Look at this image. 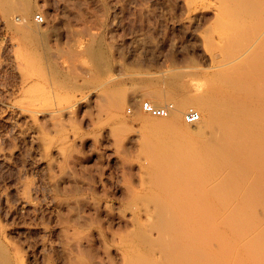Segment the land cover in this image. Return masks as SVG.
<instances>
[{"label": "rangeland", "instance_id": "374dc122", "mask_svg": "<svg viewBox=\"0 0 264 264\" xmlns=\"http://www.w3.org/2000/svg\"><path fill=\"white\" fill-rule=\"evenodd\" d=\"M31 2L28 20L22 17L40 29L36 46H24L0 14V242L18 264H73L77 252L106 264L111 259L97 231L123 226L118 205L126 188L138 189L143 180L140 143L148 130L137 120L158 118L140 103L170 101L152 94L166 91L163 79L171 72L179 73L191 97L201 96L235 62L234 75L243 80L247 61L263 52L264 0ZM35 13L44 22H36ZM10 16L20 23L17 11ZM95 50L106 61L100 69L89 54ZM31 53L34 68L42 65L39 72L24 62ZM16 62L28 66L19 64L29 75ZM108 88L126 93L119 118L103 110ZM185 110L178 119L193 128L199 122L185 123ZM23 194L30 200L25 207ZM73 220L79 236L66 229Z\"/></svg>", "mask_w": 264, "mask_h": 264}, {"label": "bare ground", "instance_id": "6f19581e", "mask_svg": "<svg viewBox=\"0 0 264 264\" xmlns=\"http://www.w3.org/2000/svg\"><path fill=\"white\" fill-rule=\"evenodd\" d=\"M32 10L31 0H0V14L5 23L9 21L6 28L19 35L28 48L39 43L40 35L38 25L27 23L26 17ZM16 11L21 15L16 18L19 24L8 18ZM18 44L14 47L16 52ZM33 50L30 48L27 52L34 53ZM95 51L89 54L100 69L106 61L101 51ZM32 53L23 59L33 71L37 61ZM263 58L264 48L247 61L243 80L234 75L238 64L229 65L223 73L216 74L219 80L216 82L214 78L209 82L198 97L184 91L179 73L177 76L171 72L164 77L165 92L154 90L153 99H171L164 104L172 103L173 109L166 117H158L166 119L137 118L143 129L148 130L140 143L139 167L143 180L138 189L128 186L124 201L118 205L117 214L123 226L118 230L96 227L98 241L111 259L110 262L105 259L107 263L264 264ZM25 64L22 66L27 69ZM41 66L36 68L38 72ZM23 67L20 70H25ZM24 73L29 75L26 70ZM75 85L77 90L82 88L80 83ZM102 95L103 110L113 115L120 113L126 93L108 88ZM187 105L195 106L199 113L196 121L199 123L193 128L178 119ZM117 122L123 123L120 119ZM158 132L162 135L158 136ZM20 202L23 207L30 205L26 194L20 196ZM73 222H68L66 229L79 236L80 225ZM84 228L89 231L91 224ZM77 253L73 264H98L87 253ZM0 264H18L17 257L1 242Z\"/></svg>", "mask_w": 264, "mask_h": 264}, {"label": "built area", "instance_id": "2783aa9c", "mask_svg": "<svg viewBox=\"0 0 264 264\" xmlns=\"http://www.w3.org/2000/svg\"><path fill=\"white\" fill-rule=\"evenodd\" d=\"M34 20L38 23L44 22L43 16L40 13L34 14ZM140 109L155 117H166L173 109V104L154 105L150 101L145 100L140 103ZM128 112H130V108H128ZM182 119L186 123H194L199 120V113L194 107L190 106L183 113Z\"/></svg>", "mask_w": 264, "mask_h": 264}]
</instances>
